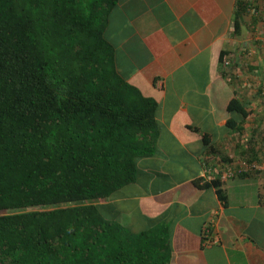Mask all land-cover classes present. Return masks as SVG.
<instances>
[{
  "label": "trees",
  "instance_id": "16d2710c",
  "mask_svg": "<svg viewBox=\"0 0 264 264\" xmlns=\"http://www.w3.org/2000/svg\"><path fill=\"white\" fill-rule=\"evenodd\" d=\"M116 1L0 0V264L171 263L167 227L134 232L110 210L159 133L157 102L120 72L106 34ZM260 22L264 0L237 1L233 37L257 38L219 64L234 81L255 73L264 105ZM244 99L228 109L246 120Z\"/></svg>",
  "mask_w": 264,
  "mask_h": 264
},
{
  "label": "crops",
  "instance_id": "0c3cea01",
  "mask_svg": "<svg viewBox=\"0 0 264 264\" xmlns=\"http://www.w3.org/2000/svg\"><path fill=\"white\" fill-rule=\"evenodd\" d=\"M237 1L117 0L109 18L117 66L157 102L159 123L156 151L110 210L134 232L167 227L170 264H264V105L255 73L234 81L219 64L223 50L250 44L246 26L232 35ZM234 96L251 102L246 120L228 109ZM245 162L260 167L222 177Z\"/></svg>",
  "mask_w": 264,
  "mask_h": 264
},
{
  "label": "built area",
  "instance_id": "2783aa9c",
  "mask_svg": "<svg viewBox=\"0 0 264 264\" xmlns=\"http://www.w3.org/2000/svg\"><path fill=\"white\" fill-rule=\"evenodd\" d=\"M260 167L259 165H257L256 163H241L239 166L237 167H232L231 165H228L226 168V170L224 171L222 177L224 179L228 178V177H232V176H235V175H241L243 174L244 172H247L249 170H252V169H256ZM205 172L208 173L209 172V169L208 168H205ZM207 176H209L210 178V175L207 174Z\"/></svg>",
  "mask_w": 264,
  "mask_h": 264
},
{
  "label": "rangeland",
  "instance_id": "374dc122",
  "mask_svg": "<svg viewBox=\"0 0 264 264\" xmlns=\"http://www.w3.org/2000/svg\"><path fill=\"white\" fill-rule=\"evenodd\" d=\"M249 19V18H248ZM246 33V32H245ZM245 38V42H247V40L249 41V39L248 38H250V36L248 35V32L245 34V36H244ZM261 37V36H260ZM262 53H263V51H262ZM264 54V53H263ZM259 56V55H258ZM251 61H253V60H251ZM262 71L264 72V63L262 64Z\"/></svg>",
  "mask_w": 264,
  "mask_h": 264
}]
</instances>
